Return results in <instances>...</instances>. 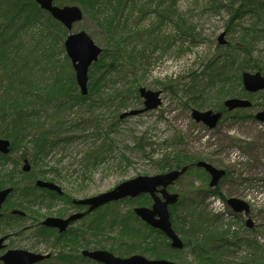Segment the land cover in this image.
<instances>
[{
    "label": "rangeland",
    "instance_id": "374dc122",
    "mask_svg": "<svg viewBox=\"0 0 264 264\" xmlns=\"http://www.w3.org/2000/svg\"><path fill=\"white\" fill-rule=\"evenodd\" d=\"M244 1L177 0L176 14L160 26L157 11L159 8L160 12L170 6L171 0H164L163 6L159 0H141L137 10L131 13L133 26L130 25V34L126 31L121 34L129 38L137 36L143 39L141 45L133 39L134 44L130 48L137 47L140 51L145 50V45V57L136 56L138 63L134 62L132 70L126 69V72L111 77V82L101 90L103 102H95L93 108L87 105L66 111L65 119L69 124L64 135L69 137L70 142H60L38 166L30 161L33 174H25L22 171L23 161L21 163L19 160L20 154L10 155V162L6 168L3 167L7 173L15 171L19 183H28L36 178V175V179L52 182L64 192V200H55L52 206H48L47 200L41 208L28 211L29 219L23 222V225L29 227V230L23 235L18 234L15 229L0 231V235H14L7 241L9 249L51 254L54 258L61 252L75 257L83 251L102 249L123 258L139 255L150 260L196 264L195 256L186 246L183 253H170L167 248L170 247V241L164 235L159 237L153 234L149 246L145 241L143 247L126 254L119 251V247L132 240L122 238L116 229L100 232L102 229L97 227L83 239L64 235L58 240L54 238L53 244L38 242L35 237L37 230L31 227L49 217L64 218L76 213L70 205L74 200L99 196L137 177L163 174L156 161L165 152L179 149L197 161L226 171L227 176L218 185L219 194L209 195L203 200L200 196L197 199L193 192L214 190L209 186L207 173L193 168L185 174L182 182L176 184L173 189L179 193L183 190L185 193H181L184 203L173 210L174 221H178L177 227H182L181 220L188 218L193 212V202L203 200L200 211L209 220H214L212 223H215V228L221 229L223 225L233 224V230L237 232L254 231L258 246L263 249L261 255L264 256V123L255 120V116L264 109V92L248 93L241 78L244 72L259 73L254 70L257 64L264 67V12L261 16L253 13L240 14L241 17L228 28L235 12ZM55 4L60 7H79L84 13V19L76 23L71 31L61 25L65 30V37L59 42H49V46L45 47L49 51L47 54H36L35 51L41 42L55 36L53 29L48 39L43 34L36 37V33L41 32L42 24L33 27L29 31L30 34L24 32L20 52L21 55L30 57L31 65L35 67L36 80L41 84L48 83L53 70L66 63L65 58H68V55L64 43L68 35L85 32L102 50L111 48L107 46L108 33L99 26L91 12L78 3L61 4L60 0H57ZM246 6L248 7V4ZM41 17L42 21H48L45 15ZM247 33L250 36L246 44L249 53L237 51L244 49L240 36ZM223 34L225 44L221 45L219 38ZM157 39L156 49V44L148 45ZM126 60L129 61L127 58ZM223 64L226 69L220 72ZM242 67L243 72L240 71ZM260 73L264 77V73ZM193 78L196 79L195 82L192 81ZM141 88L162 92V105L152 112L121 120L120 115L143 108V99H138L135 93L137 90L139 94ZM92 97L99 99L98 96ZM122 98H126L124 108L120 107ZM230 99L248 100L253 107L234 112L231 116L224 115L214 129L197 123L192 117L193 110L222 112L224 102ZM94 101H89L90 105ZM90 119H97V122L87 123ZM79 123L80 126H76ZM177 135L182 142L170 147ZM141 142L151 144L145 147V153H152V159L145 157V153L137 149L136 145ZM166 143L169 146L167 148L164 146ZM101 149L103 151H100ZM92 152L102 154L105 160L94 165L88 159ZM3 171L0 167V182ZM43 171L46 173L43 174ZM188 184L189 187L186 186ZM230 198L247 202L251 208L250 213L247 216L236 215L227 204ZM151 205L152 202L147 201L137 206ZM137 206L119 203L115 207L124 214ZM94 216L95 213L89 215L72 229L83 233L84 223H90ZM249 219L254 224L252 230L246 226ZM181 239L183 240L182 236ZM248 249L242 246L234 253H225L220 261L226 264H240L246 257L253 259V256L248 255H253L254 251ZM76 264L99 263L79 259Z\"/></svg>",
    "mask_w": 264,
    "mask_h": 264
},
{
    "label": "trees",
    "instance_id": "16d2710c",
    "mask_svg": "<svg viewBox=\"0 0 264 264\" xmlns=\"http://www.w3.org/2000/svg\"><path fill=\"white\" fill-rule=\"evenodd\" d=\"M60 2L61 4H80V6L93 14L99 26L106 30L109 35L107 46H111V48L103 50L99 61L91 67L88 83L89 91L86 96H83L79 90L75 73L68 58H65L66 63L59 68L61 71L54 69L51 80L48 83L41 84V82L39 83L36 80L35 67L31 65L30 57L21 55L22 52L20 51L24 32L30 34L29 31L33 27L37 26V24H42L41 32L36 33V37L43 34L48 39L50 31L53 29L55 36H52L50 40L41 42L35 51L37 52L36 54L40 52L47 54L49 51L45 47L49 46L47 45L49 42H59L65 37V30L61 27V24L49 14L44 13L34 0H0V138L10 141V155L20 154L19 160L21 163L23 160L28 159L36 166L39 165L41 160H45L60 142L64 144L70 142L69 137L64 135L67 133L66 126L68 127L69 124L65 119L66 111L87 105L93 108L95 107V102H103L101 90L111 82V77L115 74L126 72V69L132 70L136 61L135 57L139 55L144 58L146 54L145 45V50L138 51L137 47L130 48L134 44L132 43L134 42L133 39L137 40L139 45H141L143 39L137 36L129 38L121 34L123 31L130 34V25L133 20L131 13L137 10L141 0H60ZM176 2L177 0H171L170 6L165 7L160 12V8L158 9L160 26L166 20L172 19V16L176 14ZM159 3L162 5L164 0H159ZM247 4L248 7L246 6ZM142 8L141 6L140 9ZM263 12V1L245 0L240 9L235 12L228 28H231L233 22L241 17L240 14L253 13L261 16ZM41 15L47 17L48 23L42 21ZM44 37L40 38L44 39ZM249 38L248 33L240 36L244 49L237 51L249 53L248 49H246L247 39ZM156 42H158V39L149 42L148 45L153 46V44H156L154 48L156 49ZM126 58L129 60L128 62ZM221 67L220 72H224L226 65L223 64ZM243 70L244 68L242 67L240 71L243 72ZM254 70L264 73V67L258 64L255 65ZM195 80L194 78L192 79L193 82ZM135 93L138 99H140L137 90H135ZM93 95L95 97L98 96L99 99L93 98ZM91 100L95 101L90 105L89 101ZM122 101L123 103L120 104V107L124 108L126 107V103L124 104L126 98ZM227 115L231 116L230 114ZM93 122H97V119H90L87 123L93 124ZM80 124H76V126H80ZM173 140L170 147H174L176 144L182 142L179 135L175 136ZM148 145L151 144L141 142L136 146L137 149L145 153V147ZM164 146L166 148L169 147L167 143ZM109 148L108 146L107 149ZM100 151H103V149ZM153 156L152 153H145V157L149 159H152ZM88 157L94 165L105 160L102 154L97 152H92ZM10 160L11 156L0 154V167L4 170L0 188L7 184L12 185L17 205L24 206L26 204L30 207L41 208L40 206L45 205L47 200H49L48 206H52L55 200H64V197H60L55 192L37 190L33 185L34 180L38 177L36 175H34L36 178L30 180L28 183L17 182L15 171L7 173L3 168H6ZM156 162L158 168L163 173H166L172 170H181L184 167H189V171H191L195 168L197 160L183 150L172 149L169 152H165ZM16 164L18 165L19 163L17 162ZM42 173L46 172L43 171ZM183 178L177 184L181 183ZM189 184L186 186L189 187ZM209 191H196L193 194L196 195L197 199L200 196L203 200L209 195L219 194V189ZM181 193H183V190ZM183 194L182 197H184ZM203 200L193 202V212L188 218L181 220L182 227H177L178 221L176 223L174 221L173 210L184 203V198H181L179 204L173 207L171 212L174 228L182 236L186 243V248L188 247L195 256L196 264H226V262L220 261L221 256L229 252L234 253L242 246L252 249L254 254L250 253L251 255H248L253 256V259L249 260L246 257L240 264H264V256L261 255L263 249L258 246L256 237L254 236L255 232H237L233 230V224L223 225L224 227L221 229L215 228V223H212L214 220H209L200 211V205H202ZM147 201L151 202L149 196L144 195L137 199H125L100 208L94 212L95 216L90 223H84L83 233L77 231L76 233L69 234V236L74 239H83L90 232L95 231L94 228L100 227L102 229L100 232L114 231L116 229L120 236H123L122 238L132 240L124 242L119 247V251L126 254H130L143 247L145 241L148 242L149 246L151 235L156 234L161 237L163 234L138 219L133 209L122 214L115 207L119 203L141 206ZM36 237L38 241L49 243L54 238L58 240L62 236L55 234L47 228H40L36 233ZM167 248L170 253H183L184 251H175L169 246ZM78 260L79 256L71 257L67 253L61 252L58 257L46 263L76 264ZM86 261L92 262L90 260Z\"/></svg>",
    "mask_w": 264,
    "mask_h": 264
},
{
    "label": "water",
    "instance_id": "95a60500",
    "mask_svg": "<svg viewBox=\"0 0 264 264\" xmlns=\"http://www.w3.org/2000/svg\"><path fill=\"white\" fill-rule=\"evenodd\" d=\"M35 1L43 10L49 12L54 19L60 22L67 31H71L73 26L84 18L83 12L79 7L66 6L61 8L54 6L55 0ZM223 38L224 34L219 38L221 45L225 44ZM64 45L72 63L81 94L86 96L88 94L89 70L99 60L103 50L85 32L68 35ZM242 78L243 86L247 92L256 93L264 91V77L261 73L250 74L245 72ZM139 94L144 99V108L124 113L121 115V119L145 114L156 110L162 105V92L160 91L153 92L141 88ZM224 107L231 112L237 109L252 108V103L248 100L230 99L224 102ZM192 116L196 122L204 123L210 129H214L222 119V113H215L213 111L200 112L193 110ZM256 119L264 122V109L256 115ZM0 152L3 154L10 153V142L8 140L0 139ZM196 166L205 169L209 173L211 176L210 186L212 188L216 187L221 179L226 176V171L218 170L206 162L200 161ZM24 169L25 171L30 169L27 160ZM187 170L188 167H184L181 170H174L152 177H137L118 185L107 193L84 200L73 201V203L78 206H87L88 211H93L112 202H118L126 198L134 199L140 195H149L153 200L152 207H137L134 209L135 214L149 226L161 231L171 241L172 248L181 250L184 248V242L173 228L169 210L170 206L178 203L179 195L170 193L168 188L173 186ZM37 184L41 188L63 194L62 189L54 183L38 181ZM9 193L10 190L0 191V206ZM228 204L237 214L248 215L250 213V205L243 200L230 198ZM81 216L83 215H73L68 220L50 217L45 220L44 225L50 228H59L63 232L71 222ZM247 226L253 228L254 224L251 219L247 221ZM82 254L84 257L100 264H176L168 260H150L139 255L129 258H118L107 251H84ZM49 257L50 255H34L27 251H10L2 258V261L5 264H34Z\"/></svg>",
    "mask_w": 264,
    "mask_h": 264
},
{
    "label": "flooded vegetation",
    "instance_id": "af4514ba",
    "mask_svg": "<svg viewBox=\"0 0 264 264\" xmlns=\"http://www.w3.org/2000/svg\"><path fill=\"white\" fill-rule=\"evenodd\" d=\"M225 109H227V108H225ZM226 112H227V110H225L222 114H224ZM234 112H236V111H234ZM234 112H227L226 114H232ZM1 155H3V154H1ZM25 162H26V160H23L22 171L25 174L31 175L32 166L28 171H25V169H24L25 168V166H24ZM39 180L40 179H35L33 185L35 186V188L37 190H44V188H41L38 186L37 182ZM173 189H175V186L170 187L168 190L170 191V193H176V191H174ZM4 190H10V193L8 194V196L5 198V200L3 201V203L0 206V231L4 232V231L15 229L18 232V234L23 235V233H25L29 230V227H25L23 225L24 224L23 222H25L26 220L29 219L30 214L28 211L30 209H39V208L38 207H30L26 204L24 206L17 205L16 198L14 197V187L12 185L7 184L4 187L0 188V191H4ZM177 193H178V191H177ZM57 195H59V194H57ZM60 197H64V194ZM70 205L74 208L76 213L69 215L67 217H64V218L63 217H52V218H60V219L68 220L73 215H77V214L83 215L80 218L71 222L65 231L61 232V230L59 228H50V227L45 226L44 222L46 219L44 221H41L37 225L31 226V227H34L35 230H37V231L40 228H47V229L53 231L55 234H58L59 236L69 235V234L74 233V232L76 233L78 230H73L72 227L79 222L80 223L83 222L89 215H92V213H89L87 211V207L75 205L73 203V201L70 202ZM37 231H35V237H36ZM12 236H14V235L13 234H11V235H9V234L8 235H0V241H1V244H0L1 245V248H0V264H5L2 261V258L10 251H27V250H22V249H9L8 245H7V241L9 239H11ZM38 242H42V241H38ZM89 251L93 252V251H104V250L97 249V250H89ZM27 252H30V251H27ZM83 252L80 253L79 259L84 260V261L89 260V258H86L83 256V254H82ZM30 253H32L34 255L45 256V255L38 254V253H33V252H30ZM46 255H50L51 257L46 258L44 260L37 261L34 264H44V263H46V262H48L54 258L51 254H46Z\"/></svg>",
    "mask_w": 264,
    "mask_h": 264
}]
</instances>
